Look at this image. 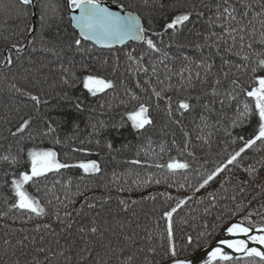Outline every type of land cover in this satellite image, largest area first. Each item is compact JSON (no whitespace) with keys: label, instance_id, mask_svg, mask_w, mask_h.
<instances>
[{"label":"trees","instance_id":"16d2710c","mask_svg":"<svg viewBox=\"0 0 264 264\" xmlns=\"http://www.w3.org/2000/svg\"><path fill=\"white\" fill-rule=\"evenodd\" d=\"M34 1L33 8L31 4L21 5L19 0H0V157L20 158L16 165L0 161V264H15L17 260L20 264H166L172 262V257L164 213L173 208L177 209L172 215V228L178 259H186L206 248L232 221L243 222L249 227L264 223V166L258 163L264 160V144L260 141L246 149L238 162L228 165L208 185L199 192L195 191L209 174L239 151L245 140L258 132L257 118L234 125L236 102L229 106L225 101L223 108L219 103L215 104L205 127L199 119L202 109L195 99L190 101L195 105L194 110L181 117L176 101L185 96L194 98L200 91L199 83L194 91H168L164 98L158 100L151 87L144 84L150 79L151 86L157 90L160 88L151 68L147 75L143 71L137 72L135 62L128 61L125 56L126 52L136 56L143 51L144 45L133 42L110 50H99L82 41L79 50L75 46L69 47L78 36L70 27L68 0ZM100 2L119 7L124 5L127 11L140 15L142 23L149 29L147 35L158 44L161 37L153 33H163L165 24L177 12L183 11V6L195 4L198 11L204 12L203 17L194 16V24L179 33L170 36L169 30L163 34L161 47L171 58L166 63L174 70H179L184 63L182 56L196 57L197 50L190 46V42L204 43V37L211 32H220L219 27L208 24L212 12L202 6L212 0ZM248 2L251 4V18L261 10L260 4L264 0ZM161 4L165 7L161 8ZM174 4L175 8L172 7ZM32 8L35 12L33 30ZM258 20L259 17L255 23L257 38ZM225 39L231 44L230 38ZM247 42L246 39L245 44ZM13 43L22 51L17 53L11 48ZM254 49L260 50V46L254 44ZM202 51L205 56L209 54L207 47ZM245 54H248L247 49ZM6 55L12 57L10 66ZM230 58L238 61L237 57ZM252 58L255 59L254 56ZM159 60L160 56L154 54L151 60L146 56L142 63L145 67L156 63L160 78L164 79L165 69ZM216 63L219 65V57ZM196 71L192 66L193 75ZM88 74L112 80L117 87L92 96L82 83ZM237 75L245 87L250 84V73L245 74L241 70ZM64 80L68 83L65 84ZM176 82L177 78L173 77L171 83L175 85ZM130 94H135L139 100H132ZM31 95L37 96L39 103L33 101ZM169 96L174 112L171 118L167 115ZM239 98L250 99L242 93H239ZM139 102L151 105L154 125L138 132L128 120V113L137 108ZM29 118L35 138H30L27 131L13 137L11 132L23 119ZM175 120H182L184 131L191 133L189 147L185 150H181L185 140L181 126ZM49 123L54 132L47 136L35 135L37 129L46 131ZM197 124L202 131L196 128ZM197 136L202 139H197ZM56 140L60 142L56 143ZM109 143L111 149L107 148ZM40 147L56 151L61 162L78 164L96 160L103 171L87 177L79 168L61 169L59 173L49 172L46 177L34 178L35 183L26 184L25 190L45 209V215L36 216L13 207L16 198L11 181L20 173L28 172L27 152ZM190 152L193 155H189ZM170 158L188 163L189 169L169 170L166 165L171 162ZM133 159L141 163L133 165L130 163ZM156 164L165 167H156ZM249 165H254L255 170L248 171ZM81 192L83 195L79 194ZM88 198H93L90 202L96 207H85L84 213L77 216L76 210ZM120 200L125 204L121 205ZM180 200H186V203L177 207ZM238 204L243 205L242 209L237 210ZM125 207L127 211L123 210ZM65 212L72 213L71 217H66ZM93 220L101 230L108 229L104 231L102 241L99 233L94 236L89 231ZM69 222L72 223L70 230L67 228ZM205 224L207 229L203 227ZM81 227L84 232L79 231ZM188 235L193 237L192 245L186 242ZM125 236L130 239L125 240ZM5 239L10 240L12 246H6ZM18 240H24L27 247L21 249L16 244ZM102 244L110 247H102ZM86 246L87 250H83ZM40 248L45 251H37ZM22 251L28 254L22 255ZM204 264H209L208 260ZM211 264H250V260L218 259Z\"/></svg>","mask_w":264,"mask_h":264},{"label":"snow or ice","instance_id":"6c2138e0","mask_svg":"<svg viewBox=\"0 0 264 264\" xmlns=\"http://www.w3.org/2000/svg\"><path fill=\"white\" fill-rule=\"evenodd\" d=\"M32 2L33 0H19L21 5H28ZM68 6L72 12H76L77 10L79 12L78 15L71 16L73 27L78 30V38L73 39L69 47L75 46V48L79 50L82 47V41H91L100 48L112 49L116 45H124L130 40L139 41L145 46L143 51L137 53L136 56H134L132 52H126L125 56L128 61L135 62V70L137 72L143 71L147 75L149 67L151 68L152 74L156 76L160 88L157 90V87L151 86L150 79L145 80L144 84L151 87L152 94L155 95L158 100L164 98L168 91H194L196 90L197 83H199L201 88L194 98L185 96L183 99H178L176 101L178 106L177 110L180 111L181 117H183L184 113H191L194 110L195 105L190 101L195 99L199 102V106L202 109L199 114V119L205 127L208 126V119L214 111L215 104L219 103L221 108H223L225 101L229 102V106H231V102H236L234 125L250 120L253 117L257 118L258 132L254 133L252 138L245 140L239 151H235L231 154L227 159V163L222 167H217L214 172L203 180V183L199 184L195 191L199 192L200 189L208 185L209 181L222 173L228 165L238 162V158L241 157V154L244 153L246 149L256 145L257 141L264 144V3L260 4L261 10L251 18H249L251 4L248 0H212L211 3H204L202 6L212 12V16L207 20L208 24L212 27H219L220 32H211L209 36L204 37V43L195 41L190 42V46L197 50V55L195 58L188 55L182 56L181 59L184 63L179 70H174L166 63V61L171 58L161 47L163 44L162 36L164 33H169V30H171L170 36L177 34L190 24H194V16L196 18L203 17L205 15L204 12L198 11L195 4L183 6L184 10L177 12L165 24L163 33H153V35L161 37L160 44L147 35L149 29L142 23V17L135 14L133 11H126L125 15H121L119 12L111 11L108 7L103 6L100 0H68ZM120 7L122 9L125 8L124 5ZM128 7L131 6L129 5ZM160 7L164 8L165 5L161 4ZM172 7L175 8L176 5L174 4ZM258 17L260 29L257 38L255 23ZM41 19H43V17ZM197 35H200V33L197 32ZM225 37L231 39V44H228V40L225 39ZM213 38L215 39L213 40ZM246 39L248 42L245 44ZM210 40H212V43H209ZM254 44L259 45L260 50L254 49ZM169 47H171V45H169ZM205 47L209 49V54L207 56H205L202 51ZM11 48L15 49L17 53L22 51L16 43H13ZM213 48L215 49L214 52L212 51ZM245 49L248 50V54H245ZM132 51L135 52L136 50L133 49ZM154 54L160 56L159 64L163 65L165 69L164 79L160 78L156 63H149L148 67H145L144 63H142L145 61L146 56L151 60ZM233 56L237 57L238 61L234 62L230 58ZM253 56L255 59L252 58ZM217 57H219V65L216 63ZM6 62L8 66L13 64L11 55H6ZM192 66L197 69L194 75L192 73ZM233 69L236 71L234 72ZM62 70L65 72L69 71L63 68ZM241 70H243L245 74L250 73L248 76L250 84L247 87L241 83L237 75ZM201 72H203V75H201ZM185 73H188V75L186 76ZM173 77L177 78L175 85L171 83ZM64 83L67 84L68 80H64ZM82 83L83 87L87 89L92 96H96L98 93H102L107 89L115 90L117 87L114 81L93 74L85 76ZM204 85H208V87H204ZM137 87H140L139 83H137ZM17 91H20V89H17ZM125 91L126 93L128 92L127 89H125ZM239 93L244 94L250 99L241 100L239 98ZM130 96L132 100H139V97L135 94H130ZM31 99L39 103V98L37 96L31 95ZM167 105V115L171 118L174 116V112L172 109V98L170 96L167 97ZM76 107L79 108L80 105ZM150 107L151 105L145 102H139L138 107L128 113V120L132 122V127L138 132L146 130L148 126L154 125ZM205 113H207V116ZM174 122L181 126V132L185 138L181 150H185L189 147L191 133L184 131L182 120H175ZM193 123H195V118ZM195 126L200 131L203 130L200 128L199 124ZM26 131L30 138H35L33 136L31 118L23 119L21 123L17 125L16 130L11 132V135L17 137L18 134H23ZM54 131L55 129L49 123L46 125V131L37 129L35 135L47 136ZM208 135L210 137L211 132H209ZM196 138L202 139L200 136ZM55 142L59 143L60 141L56 140ZM173 142L175 143V140ZM97 144L99 145V141H97ZM107 148L111 149L112 145L110 143L107 144ZM18 151L22 152L23 149H18ZM73 151H83V149H73ZM189 155H193V153L190 152ZM27 157L31 162L30 173L25 171L20 174L18 180L13 179L11 181L16 198L13 207L29 213H34L36 216L45 215V209L41 207L40 201L31 196L24 188V185L29 182L35 183L34 178L46 177L49 172L59 173L61 169L79 168L83 170V173L87 177H94L103 171L101 164L96 160H90L86 163L80 162L78 164L67 161L61 162L58 159L57 152L51 149L37 150L33 148L27 152ZM170 160L171 162L167 163L166 167L173 172L177 170H187L190 167L186 162L180 163L171 158ZM0 161L10 162L12 165H16L20 162V158L19 156L4 155L0 157ZM130 163L138 165L141 161L133 159ZM258 163L264 166V160L258 161ZM155 166L165 167V165L162 164H156ZM247 170L250 172L255 170L254 165H249ZM81 179H84V177H81ZM246 182L247 181H242V183ZM68 183L71 184V180H69ZM221 187H223V184H221ZM241 191H243V189H241ZM79 194L83 195L82 192ZM57 199L59 200V197H57ZM91 199L93 198L86 199L80 209L76 210L77 216L84 213L85 207L88 209H94L96 207L94 203L90 202ZM94 199L99 200L101 198L95 197ZM188 199H191V197ZM233 199H235V197H233ZM70 202L73 204L75 203V201ZM119 203L124 205L125 201L120 200ZM133 203H136V201H133ZM185 203L186 200H180L178 201L177 207ZM65 207H67V205H65ZM236 207L237 210H240L243 205L238 204ZM123 210L127 211V207ZM176 210V208H173L171 211H166L164 213L167 220V238L170 245L169 253L172 257V264H186V261L177 258L178 253L176 251V245L173 243L172 215ZM71 215L72 213L65 212L66 217H71ZM99 215L100 213L98 212L97 216ZM251 215L252 214L249 213V216ZM56 216L59 217V212L56 213ZM217 219H220V217H217ZM107 223L108 221H105V224ZM45 227L47 228L49 225H45ZM203 227L207 229L208 225L205 224ZM67 228L69 230L72 228L71 222L67 224ZM253 228L259 235H250ZM79 231L84 232L85 229L81 227ZM89 231L94 236L99 233L102 241L104 239V231H108V229L105 228L101 230L96 225V220H93ZM227 231L230 236L242 235L247 237L252 244L258 246L250 247L249 243L244 239L224 241L223 243L226 244L227 248L232 249L233 252L244 254L243 257L237 256L235 258L236 260L249 258L250 264H264V223L252 225L251 227L243 226V222L233 223L227 228ZM200 235L203 236L204 233H200ZM25 239H27V237H25ZM124 239L128 240L130 237L125 236ZM186 242L188 245H192L194 243L193 237L188 235L186 237ZM4 244L6 246H12V242L7 239L4 240ZM16 244L19 245L21 249L27 247L24 240H18ZM101 246L105 248L110 247V245L104 244ZM83 250H87V246ZM37 251L43 252L45 249L40 248L37 249ZM21 254L27 255L28 253L22 251ZM13 255H15V249ZM61 255H63V253H61ZM217 258L222 261H233V257L224 253L219 247L215 248L209 257V264ZM15 264H20V261H15Z\"/></svg>","mask_w":264,"mask_h":264},{"label":"water","instance_id":"95a60500","mask_svg":"<svg viewBox=\"0 0 264 264\" xmlns=\"http://www.w3.org/2000/svg\"><path fill=\"white\" fill-rule=\"evenodd\" d=\"M34 2L35 1L33 0L31 5H33ZM101 3H102L103 6L108 7L111 11L119 12L121 15H125L126 14L127 10L125 8L122 9L121 7H118L117 5H112L111 3H106V2H101ZM67 6H68V4H67ZM70 13H71V16L79 14L78 10L76 12H72V10H70ZM69 21H70L71 29L73 31H75V33L78 36V30L73 27V22H72L71 18H70ZM84 42L92 44L94 47H96L99 50L100 49L110 50V49H106V48H100L99 46L94 45L91 41H84ZM133 42L141 43L139 41L130 40V41H127L124 45H126L128 43H133ZM124 45H116L115 47H122ZM233 223H240V222L239 221H233L232 223H229L225 228H223L217 234V236L213 240V242L210 243L206 248H203V249L197 251L196 254H194L193 256L186 257V259H181V260L186 261V264H201L203 261L209 259V257L211 256L212 252L217 247L221 248L224 253H226L229 256H232L233 258H236L237 256L243 257V255H244L243 253H235V252L232 251V249L227 248L226 244L223 243L224 241H232V240H237V239H244L247 243H249L250 247H258L257 245L252 244L251 241L248 240L247 237H244L242 235L241 236H230L228 231H227V228L229 226H231V224H233ZM250 235H259V233H257L255 231V229L253 228V231L250 233ZM166 264H172V262H169V263H166Z\"/></svg>","mask_w":264,"mask_h":264},{"label":"rangeland","instance_id":"374dc122","mask_svg":"<svg viewBox=\"0 0 264 264\" xmlns=\"http://www.w3.org/2000/svg\"><path fill=\"white\" fill-rule=\"evenodd\" d=\"M107 3V2H106ZM112 4V3H111ZM112 5H114V4H112ZM32 7L34 8V4L32 5ZM119 7V6H118ZM32 8V12H33V17H32V23H33V25H32V30L34 29V26H35V22H34V17H35V12H34V9ZM69 9V8H68ZM69 10H71V9H69ZM128 44H130V43H128ZM33 148H31L30 150H32ZM37 150H46V149H43V148H36ZM29 150V151H30ZM29 160V159H28ZM28 163H30L29 164V167H28V172L30 173V170H31V162L29 161ZM23 173V172H22ZM21 174V173H20ZM20 178V175L18 176V177H16L15 179H19ZM24 188H25V185H24ZM15 195V194H14ZM235 221H237V220H235ZM233 222V221H232ZM231 222V223H232ZM228 225V224H227ZM244 225V224H243ZM245 226V225H244ZM221 231V230H220ZM213 242V241H212ZM219 258H217V259H215V260H218ZM233 259H235V258H233ZM208 260V262H209V259H207ZM207 260H205V261H207ZM215 260H213V261H215ZM220 260V259H219ZM205 261H203L201 264H204V262ZM212 262V261H211Z\"/></svg>","mask_w":264,"mask_h":264}]
</instances>
